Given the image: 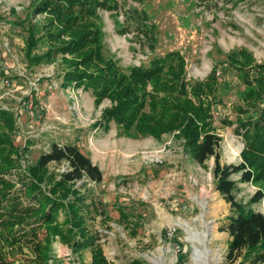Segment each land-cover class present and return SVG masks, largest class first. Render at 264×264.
Returning a JSON list of instances; mask_svg holds the SVG:
<instances>
[{"label": "rangeland", "instance_id": "1", "mask_svg": "<svg viewBox=\"0 0 264 264\" xmlns=\"http://www.w3.org/2000/svg\"><path fill=\"white\" fill-rule=\"evenodd\" d=\"M37 1L0 0V108L16 117L14 143L27 148L23 168L33 166L53 143L76 145L99 168L100 183L83 178L75 188L84 195L86 227L108 264H195L194 246L202 257L212 258L210 264H231L229 237L219 228L233 211L215 190L214 159L197 164L174 134L157 140L113 121L103 127L110 100L97 104L91 91L62 87L60 56L29 68L23 54L27 28L41 29L51 19L34 14ZM108 1L115 9L98 11L103 50L124 73L148 68L171 52L184 57L189 85L204 82L216 69L211 116L222 139L221 164H239L244 142L234 128L247 87L225 61L245 50L264 65V0ZM45 51L43 43L35 49L37 54ZM65 168L64 162L49 165L56 174ZM231 179L244 210L264 215V198L250 202L262 185L241 183L238 175ZM63 218L60 211L59 221ZM36 227L20 229L27 236L20 248L4 245L6 262L92 264L90 250L73 252L58 237L47 244L44 228L31 232ZM208 229L203 244L192 241Z\"/></svg>", "mask_w": 264, "mask_h": 264}, {"label": "trees", "instance_id": "2", "mask_svg": "<svg viewBox=\"0 0 264 264\" xmlns=\"http://www.w3.org/2000/svg\"><path fill=\"white\" fill-rule=\"evenodd\" d=\"M114 9L108 0H38L34 14L46 13L51 19L41 29L28 26L23 50L27 66L33 68L60 56L62 87L74 85L91 91L97 104L110 100L112 106L104 110L107 121L103 127L113 121L124 130L134 129L157 140L174 134L197 164L213 158L215 190L233 211L219 228L229 237L227 259L231 264H264V215L244 210L233 194L237 182L231 179L238 175L241 183L261 184L250 202L264 198V65L245 50L226 58L229 69L241 74L247 89L243 106L236 110L234 128L244 142L242 160L222 165V139L215 133L211 116V106L216 103V69L204 82L189 85L184 57L171 52L148 68L134 67L124 73L105 56L102 44L98 11ZM39 30L44 33L37 36ZM40 43L46 51L37 54ZM15 132V115L0 108V264H9L3 252L5 244L20 248L21 240L27 237L20 229L27 224L37 225L31 232L44 228L47 244L58 237L73 252L90 250L92 264H108L97 238L86 227L84 195L75 188L83 178L100 183L99 168L76 145L56 143L33 166L23 168L27 148L15 145ZM63 162L64 171L56 174L49 169L50 164ZM60 211L64 213L61 222Z\"/></svg>", "mask_w": 264, "mask_h": 264}, {"label": "bare ground", "instance_id": "3", "mask_svg": "<svg viewBox=\"0 0 264 264\" xmlns=\"http://www.w3.org/2000/svg\"><path fill=\"white\" fill-rule=\"evenodd\" d=\"M211 231L208 229L205 235L197 236L195 240H192L193 242H198L200 244H203L207 237H209ZM191 241V240H190ZM196 253L195 264H210L212 258L202 257L201 252L196 248V246L193 247Z\"/></svg>", "mask_w": 264, "mask_h": 264}, {"label": "built area", "instance_id": "4", "mask_svg": "<svg viewBox=\"0 0 264 264\" xmlns=\"http://www.w3.org/2000/svg\"><path fill=\"white\" fill-rule=\"evenodd\" d=\"M7 83V82H6Z\"/></svg>", "mask_w": 264, "mask_h": 264}]
</instances>
